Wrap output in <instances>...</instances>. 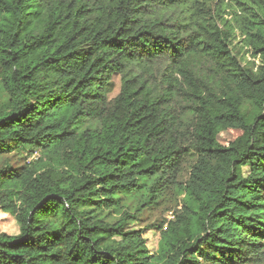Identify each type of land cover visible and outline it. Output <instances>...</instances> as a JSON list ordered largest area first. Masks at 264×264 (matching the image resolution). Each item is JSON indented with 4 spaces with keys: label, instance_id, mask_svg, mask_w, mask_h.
I'll return each mask as SVG.
<instances>
[{
    "label": "trees",
    "instance_id": "obj_1",
    "mask_svg": "<svg viewBox=\"0 0 264 264\" xmlns=\"http://www.w3.org/2000/svg\"><path fill=\"white\" fill-rule=\"evenodd\" d=\"M0 93V264H264V0H0Z\"/></svg>",
    "mask_w": 264,
    "mask_h": 264
},
{
    "label": "rangeland",
    "instance_id": "obj_2",
    "mask_svg": "<svg viewBox=\"0 0 264 264\" xmlns=\"http://www.w3.org/2000/svg\"><path fill=\"white\" fill-rule=\"evenodd\" d=\"M239 39H236L233 43L234 54L238 55V59L241 60L242 64L248 61L253 62L251 53L248 49L242 47L239 43ZM255 64L258 65L257 60ZM119 91V77L113 76L111 80V86L109 87L108 99H112L118 94ZM4 101V96L0 93V103ZM95 121H88L84 124V127H94ZM39 152L32 156L24 151L12 150L6 153H0V169L5 167L10 168L12 172H21L31 161L38 158ZM195 156L190 155L185 157L181 163L180 173L177 176L176 185L168 188L162 196L158 199L155 207L145 208L138 215V221L133 224L136 229H143V237L146 239L147 247L150 252H155L157 249V243L159 240V233L156 230L150 229L152 225H158L162 221H168L172 219L173 213L176 212L182 205L183 195L181 194V188L179 184L185 183L188 179L189 173L193 164L195 163ZM246 170H243L245 176ZM132 201L125 198L122 200L121 205L123 208H118L114 211L107 212L103 211L102 218L109 222L118 220L122 212L134 213L135 205L131 204ZM0 233H6L8 235H17L19 228L14 218L9 214H5L0 210Z\"/></svg>",
    "mask_w": 264,
    "mask_h": 264
}]
</instances>
